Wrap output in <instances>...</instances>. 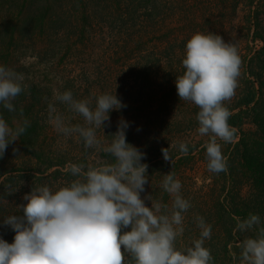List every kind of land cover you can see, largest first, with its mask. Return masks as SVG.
Here are the masks:
<instances>
[{
    "label": "clouds",
    "instance_id": "clouds-1",
    "mask_svg": "<svg viewBox=\"0 0 264 264\" xmlns=\"http://www.w3.org/2000/svg\"><path fill=\"white\" fill-rule=\"evenodd\" d=\"M185 71L176 76L175 86L181 101L191 102L199 109L198 133L208 136L207 168L220 173L227 170L222 144L230 143L235 130L229 125L230 111L225 106L238 87L242 60L237 46L225 42L221 35L197 32L186 43ZM25 75L0 65V105L16 112L14 101L25 91ZM65 105L68 112L82 117L83 123L71 124L70 117L56 104ZM126 107L115 94L105 92L95 97L76 99L71 90L54 92L48 101V123L65 137L78 135L86 150L102 151L113 158L111 163H72L68 166L74 179L55 190L47 183L33 186L24 195L26 203L18 206L22 215L4 217L3 226L15 232L14 241L0 238V264H214L205 241L211 239L212 226L197 215L195 223L199 237L189 246L177 247L184 233V213L191 203L181 193V181L171 171L163 175L161 188L172 199L169 204L142 198L149 183L148 164L142 163L146 153L126 142L130 123L123 118L117 131L105 146L97 130L105 127L110 112ZM23 118V109L20 110ZM30 127L22 119L11 127L0 116V156L10 144L19 140ZM140 129H137L139 131ZM17 149H13L15 153ZM179 152L187 156L186 143ZM165 161H171L169 148L162 149ZM12 195L19 189L11 183L4 186ZM3 199V197H0ZM151 206H146L145 201ZM234 231L255 232L238 244L237 264H264V225L259 214L249 213L238 220Z\"/></svg>",
    "mask_w": 264,
    "mask_h": 264
},
{
    "label": "trees",
    "instance_id": "trees-1",
    "mask_svg": "<svg viewBox=\"0 0 264 264\" xmlns=\"http://www.w3.org/2000/svg\"><path fill=\"white\" fill-rule=\"evenodd\" d=\"M223 9L231 10L234 17L238 11L245 10L244 18L251 32L255 30L253 40L263 45L258 54H264V0H226ZM217 14L219 7L212 0H0V65L24 73L26 86L29 83L75 82L92 76L102 77L99 68L95 74L86 69L87 56L93 47L97 49L98 42H107L101 50L103 62L108 59L110 65L119 66L133 57L136 63L142 53L148 51L145 49L155 48L159 26L167 30H162L164 34L169 35V30L176 34V46L184 45L186 48L191 38L189 33L197 26L194 22L211 19ZM253 61L250 58L243 63L241 76L250 80L255 78L261 87L258 93L253 90L243 101L241 108L247 110L241 109L230 115L228 123L235 130V136L230 143L222 145L226 171L210 172L206 149L193 146H188L187 156L179 152V147L151 149L145 152L146 159L142 161L149 166V183L141 197L153 195L154 200L164 204L170 205L171 197L161 188L163 175L172 171L181 181L183 190L189 188L186 182L192 171L200 170L212 176L213 182L209 185L211 206L208 210L199 208L194 215L204 217L212 226L211 239L205 241V246L211 249L214 264H237L233 255H239V242L245 236L255 235L254 231L243 234L234 231L238 220L246 219L249 213L259 214L264 225V137L258 136V132L264 131V117L260 114L253 121L255 133L245 134L243 131L246 120L264 107V62L257 73L252 67ZM92 64L95 68V65H100L98 62ZM142 75L139 73L138 76ZM41 93L38 87H26L13 102L16 112H9L0 105V116L14 127L13 119L18 118L17 121L22 122V119L29 120L32 114L33 122L29 120L31 127L39 122V117L46 110L38 99ZM30 127L0 156V192L14 180L15 168L20 172L34 170L41 176L51 172L55 181L61 183L59 187L74 179L69 165L53 159L52 152L46 153L39 144L40 137L34 136ZM165 148H169L171 161H165L163 157L162 149ZM13 149L18 151L14 153ZM101 158L102 163L113 162V158L104 152ZM20 161H30L31 166L22 168L17 165ZM40 161L46 167L36 169ZM13 195L4 193V197L11 201L14 200ZM145 203L151 206L149 201ZM184 228L181 242L177 240L178 248L189 246L194 238L199 237L196 223L184 225ZM4 240L8 243L14 241L7 237Z\"/></svg>",
    "mask_w": 264,
    "mask_h": 264
},
{
    "label": "rangeland",
    "instance_id": "rangeland-1",
    "mask_svg": "<svg viewBox=\"0 0 264 264\" xmlns=\"http://www.w3.org/2000/svg\"><path fill=\"white\" fill-rule=\"evenodd\" d=\"M212 2L219 7V14L211 19L195 21L194 23L197 26L189 34L191 37L197 32L204 34L212 32L221 35L225 42H232L237 46L242 65L246 60L249 61L250 58H253L252 67L259 73L260 65L264 62V54L259 56L258 51H261L263 45L259 41L253 40L255 30L251 32L250 26L244 18L245 10L238 11L234 17L231 10L223 9L226 6V0H212ZM162 30L167 32L161 26L156 30L158 42L155 48L153 50L145 49L148 51L142 53L136 63H134L133 57L132 60H125V65H110L111 63L107 62L108 59L106 58V62H103V59L100 58L102 55L101 50L106 47L107 42L99 40L102 44L98 42L97 49L93 47L92 53L87 56L86 69L88 72L95 74L97 68H99L98 72L102 73V77L92 76L90 79L75 82L29 83L26 86L27 88L35 86L42 90V93L38 95V99L44 104L46 110L39 117V122L36 121L30 128L33 129L34 136L40 137L41 142L39 144L44 147L46 153L52 152L53 159L57 162L65 161L68 165L72 163H102V151L86 150L82 139L78 135L65 137L58 134L52 125L48 123V101L52 100L54 92L67 90H71L76 99L95 97L105 92L111 94L116 92L117 98L123 105H126L120 110L110 112V126H108L109 121H106L104 132L102 128L97 130L98 137L105 146L111 142L112 137L110 135L117 131V124L123 118L131 125L126 133V142L144 153L151 149H160L166 146L176 148L181 143L203 149L202 146L208 141L209 137L201 136L198 133L199 124L196 117L199 109L191 102L181 101L175 86L176 76L182 75L185 71L182 65V60L185 58V47L184 45L182 47H180L181 45L176 46V34L171 30L168 31L169 35L164 34ZM97 62L100 65H95V68L92 63L96 64ZM139 73L143 75L139 77ZM109 74L110 76L107 77ZM241 74L238 78V87L234 97L225 102V106L233 114L238 113L241 109L247 110L241 108L243 101L253 93V90L258 93L261 87L255 78L250 80L249 77L244 78ZM56 106L66 117H70L69 122L71 124L83 123L82 117L68 112L65 105L57 102ZM259 109L250 119L246 120L243 129L245 134L255 133L256 128L252 124L253 121H256L260 114L264 117V111L261 110H264V107ZM17 119L11 121L14 127L21 123ZM29 120H33L32 114ZM137 129L140 130L137 131ZM258 136L264 137V131L258 132ZM218 142L224 144L222 141ZM258 149L256 150L257 153ZM41 162L36 169L46 167ZM17 165L22 168L31 166L30 161H20ZM34 166L36 167V164ZM43 168L42 170H44ZM15 170L17 172L12 177L14 180L10 183L19 190L14 193V200L11 201L9 198L4 197L5 189L0 192V197H3V199H0V237L3 239L4 237L14 239L15 236V232L10 227L3 226L4 217L13 214L22 215L18 206L26 203L23 197L25 194L30 193L33 186L47 183L55 190L61 184L59 181H55L51 172L41 176L34 170L32 172H20L19 168H15ZM203 173L204 171L201 172L200 170L190 172V178L186 182L189 188L181 190L184 198L191 203L188 213H184V225H194L195 211L200 210L199 208L208 210V206H211L212 191L209 185L213 180L211 179L212 176ZM217 190L219 191V188ZM149 203L151 204L150 201ZM181 239L182 235L178 238L179 242H181Z\"/></svg>",
    "mask_w": 264,
    "mask_h": 264
}]
</instances>
